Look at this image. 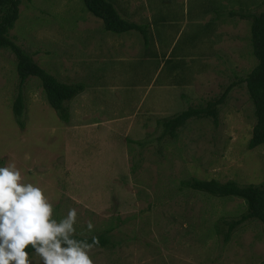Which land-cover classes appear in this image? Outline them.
I'll return each mask as SVG.
<instances>
[{
	"label": "rangeland",
	"instance_id": "obj_1",
	"mask_svg": "<svg viewBox=\"0 0 264 264\" xmlns=\"http://www.w3.org/2000/svg\"><path fill=\"white\" fill-rule=\"evenodd\" d=\"M19 1L8 37L44 71L83 91L66 102L63 122L39 80L28 78L19 126L15 55L0 49V167L14 163L26 182L42 187L57 221L75 208L76 235L109 230L113 247H93V264H260L261 223L243 222L224 238L244 202L182 184L264 182V145L247 148L255 117L241 83L257 64L251 21L243 18L241 40L230 31L225 46H215L219 33L211 36L207 16H165L164 25L142 23L143 33H112L83 0ZM263 1L243 10L258 15ZM228 86L216 122L192 118L175 137L163 134L164 121L216 102ZM30 258L41 264L35 253Z\"/></svg>",
	"mask_w": 264,
	"mask_h": 264
},
{
	"label": "trees",
	"instance_id": "obj_2",
	"mask_svg": "<svg viewBox=\"0 0 264 264\" xmlns=\"http://www.w3.org/2000/svg\"><path fill=\"white\" fill-rule=\"evenodd\" d=\"M83 3L88 12L101 20L106 31L122 33L136 30L143 33L141 26L124 20L107 0H83ZM19 4V0H0V49H10L14 53L15 70L18 77V94L12 106L15 121L19 126L23 127V122L21 121L24 107L22 87L28 78L35 77L40 82L47 104L57 113L61 121L68 122L69 110L66 102L79 95L83 91V86L81 84L62 83L39 67L33 61L31 55L23 51L8 37V32L18 19ZM262 6L263 9L258 15L244 14L242 16V18H247L251 21L252 49L253 55L257 60L255 67L241 80V83L245 85L255 117V125L252 129L251 138L247 143L249 150L264 145V1ZM230 89L231 86H228L216 102H210L205 107H190L164 121L162 123L163 134L175 137L176 131L192 118H211L216 122L218 114L216 107L223 103ZM182 184L186 188L204 193L210 197L221 199L238 198L244 202L245 212L240 218L230 223L225 222L228 224L227 232H223L225 241L233 229L243 222L257 221L264 226V182L238 185L234 181L221 183L213 179L198 180L192 178L182 182ZM215 230L216 233L221 232L220 229ZM109 233L108 230L88 237L75 235V238L92 243L93 237H96L98 243L93 247L104 248L113 245L112 241H110ZM26 250L30 253V256L34 254V250L31 247ZM260 264H264V260Z\"/></svg>",
	"mask_w": 264,
	"mask_h": 264
},
{
	"label": "clouds",
	"instance_id": "obj_3",
	"mask_svg": "<svg viewBox=\"0 0 264 264\" xmlns=\"http://www.w3.org/2000/svg\"><path fill=\"white\" fill-rule=\"evenodd\" d=\"M77 210L54 218V204L39 185L26 182L14 163L0 167V264H33L31 247L41 264H93L98 243L75 238ZM94 225L87 223L91 232Z\"/></svg>",
	"mask_w": 264,
	"mask_h": 264
},
{
	"label": "crops",
	"instance_id": "obj_4",
	"mask_svg": "<svg viewBox=\"0 0 264 264\" xmlns=\"http://www.w3.org/2000/svg\"><path fill=\"white\" fill-rule=\"evenodd\" d=\"M110 3L120 16L141 27L144 22L154 24L158 20L167 24L165 16L182 15L184 20L192 16L195 22L199 16H207L214 31L211 36L219 33L221 43L215 46H225L230 31L234 40H241L242 16L249 14L243 9L252 8L251 0H111Z\"/></svg>",
	"mask_w": 264,
	"mask_h": 264
}]
</instances>
